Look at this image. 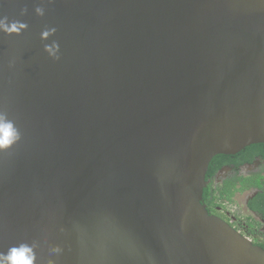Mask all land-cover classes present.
Listing matches in <instances>:
<instances>
[{
	"label": "water",
	"instance_id": "obj_1",
	"mask_svg": "<svg viewBox=\"0 0 264 264\" xmlns=\"http://www.w3.org/2000/svg\"><path fill=\"white\" fill-rule=\"evenodd\" d=\"M0 114V258L264 264L202 203L264 144V0H0Z\"/></svg>",
	"mask_w": 264,
	"mask_h": 264
},
{
	"label": "flooded vegetation",
	"instance_id": "obj_2",
	"mask_svg": "<svg viewBox=\"0 0 264 264\" xmlns=\"http://www.w3.org/2000/svg\"><path fill=\"white\" fill-rule=\"evenodd\" d=\"M246 148L239 151L238 153H235L234 155H229L232 162L222 164L215 171L209 180L213 182V188H219L223 186L224 181L229 180V178L233 177L235 174L238 176L242 175L243 177H248L249 179H251L252 176L255 178L257 177L258 180L259 178L260 180L264 178V157L258 156L255 152L248 150V153L250 154L243 157L242 159H240V157L238 163L235 161V158H237L239 153L247 152ZM258 190L259 189L257 187L250 186L247 190L238 192L234 197V199H236L237 196L241 197L242 203L239 204L236 201V204H239V207H243L242 212L245 215V219L241 215L242 213L238 214L236 212V210L232 207V204H230V201L225 197H221L218 199V201H214L213 195H219L217 192H213L209 199H207V202L202 203L206 205L209 213L224 219L230 223L234 229L248 237L254 244L263 248L262 243L264 242V218L260 212L250 209L248 206L249 200H251V198L256 195ZM251 220H255L256 223L250 222Z\"/></svg>",
	"mask_w": 264,
	"mask_h": 264
},
{
	"label": "trees",
	"instance_id": "obj_3",
	"mask_svg": "<svg viewBox=\"0 0 264 264\" xmlns=\"http://www.w3.org/2000/svg\"><path fill=\"white\" fill-rule=\"evenodd\" d=\"M246 153H239L235 161L238 163L239 158L247 156L250 150L255 152L258 156L264 157V144H252L246 148ZM249 150V151H248ZM246 154V155H245ZM232 160L229 155H216L212 158L209 163L208 170L206 172L205 179L208 181L206 187L203 189V200L202 202H207V199L213 194V192L219 193V195L214 194L213 200L218 201L219 198L225 197L230 201V204H235L236 199L234 197L238 192H242L247 190L250 186H255L259 190L251 200L248 202V206L250 209L257 210L262 214L264 218V178L258 180V178L252 176L251 179L248 177H243L242 175L238 176L235 174L233 177L229 178V180H225L223 186L213 188V182L209 181L215 171L222 165L231 163ZM255 178V179H254ZM264 249V242L262 243Z\"/></svg>",
	"mask_w": 264,
	"mask_h": 264
},
{
	"label": "clouds",
	"instance_id": "obj_4",
	"mask_svg": "<svg viewBox=\"0 0 264 264\" xmlns=\"http://www.w3.org/2000/svg\"><path fill=\"white\" fill-rule=\"evenodd\" d=\"M37 11L41 10L37 9ZM11 30L15 31L17 29L13 26ZM18 138L19 133L13 123L0 114V149L9 147ZM233 205H236V203ZM35 259L33 246L28 243H20L11 247L3 258H0V264H34Z\"/></svg>",
	"mask_w": 264,
	"mask_h": 264
},
{
	"label": "rangeland",
	"instance_id": "obj_5",
	"mask_svg": "<svg viewBox=\"0 0 264 264\" xmlns=\"http://www.w3.org/2000/svg\"><path fill=\"white\" fill-rule=\"evenodd\" d=\"M236 201L237 203L241 204L242 201H241V197L237 196L236 197ZM239 201V202H238ZM239 204H236V205H233L232 207L236 210V212L239 214V213H242L241 215L243 216V218L245 217L244 213L242 212V208L243 207H239ZM245 219V218H244ZM250 222L252 223H256L255 220H251ZM258 227V226H257Z\"/></svg>",
	"mask_w": 264,
	"mask_h": 264
}]
</instances>
